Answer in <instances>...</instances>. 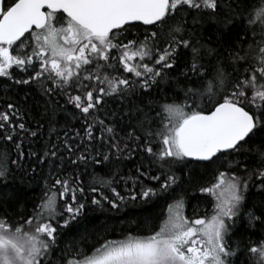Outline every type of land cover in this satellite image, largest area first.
Masks as SVG:
<instances>
[{
	"label": "snow or ice",
	"instance_id": "snow-or-ice-1",
	"mask_svg": "<svg viewBox=\"0 0 264 264\" xmlns=\"http://www.w3.org/2000/svg\"><path fill=\"white\" fill-rule=\"evenodd\" d=\"M185 8L208 15L230 31H243L264 21V6L255 7L252 0H229L227 6L223 0H0V77L12 78L14 66L24 72L31 69L28 79L15 82L36 83L52 93L54 89L46 87L51 82L68 95V102L84 121V136L76 133L81 144L74 149L64 141L66 151L76 155L71 163L91 160L104 166L125 152L137 154L139 148L159 164L158 175L137 168L138 175L124 181L132 180L133 194L128 197L113 186L118 183L114 174L110 178L94 176L89 191L96 196L91 204L103 207L107 202L118 209L126 199L136 200L137 196L147 201L170 195L179 177L165 166L174 162L215 164L222 156L235 153L256 163L251 170L246 168L245 176L219 172L214 184L200 189L215 198L210 217L190 220L183 214L181 196L167 205L166 218L158 230L107 240L90 255L76 253L65 264H235L239 250L226 242L232 226L229 221L243 210L250 222L264 223V204L252 205L249 210L246 203L253 177L264 190V32L260 42L247 49L233 46L227 60H220L217 53L213 64L209 57L216 50L194 41L184 18ZM140 25L156 30L141 33L143 39L124 35H131ZM181 49L191 53L184 78L198 86L185 89L183 103H138L137 89L147 94L176 66ZM121 70L138 79L109 75V71ZM69 88L79 94H69ZM114 96L127 101L125 115L131 131L121 139H117L115 121L105 123L98 116L107 102L105 97ZM193 97H207L210 107L190 106L187 100ZM7 108L15 109V105L9 103ZM14 116L15 112H0V130L10 126L0 138L15 143L13 133L18 139V130L38 135L25 123H13ZM97 125L99 137L94 136ZM258 138L257 146L254 142ZM97 141L102 146L106 142L108 151H98L94 147ZM250 144L251 148L246 147ZM90 146L96 155L88 151ZM15 147L20 144L15 143ZM58 152L53 146L44 156L62 159ZM22 155L13 160L6 150L0 151V182L12 175L11 165H18ZM141 178L159 182V187L145 186ZM78 193L84 197L85 187L78 176L56 178L24 222L29 231L0 219V264H45L56 242V217L67 214L63 227H68L84 212L86 204L78 199ZM248 252L249 264H264V242Z\"/></svg>",
	"mask_w": 264,
	"mask_h": 264
},
{
	"label": "trees",
	"instance_id": "trees-1",
	"mask_svg": "<svg viewBox=\"0 0 264 264\" xmlns=\"http://www.w3.org/2000/svg\"><path fill=\"white\" fill-rule=\"evenodd\" d=\"M11 2L12 0H8V3ZM223 3L227 6L229 0H223ZM252 4L255 7H261L264 6V0H252ZM183 14L194 41H199L200 44L216 50L213 56L209 57L213 64L216 62L217 53L220 60H227V52L233 46L247 49L250 44L259 43L261 33L264 32V21L254 22L251 28L246 26L243 31L239 29L230 31L217 20L197 13L194 9L185 8ZM155 30L151 26L140 25L131 30V35L128 33L124 35L129 38L143 39L141 33ZM180 51L182 56L176 66L166 71L164 78L158 79V83L147 90V94L137 89L140 95L138 103L143 105L151 101L163 104L171 103L173 100L183 103L186 99L185 89L198 86L195 82L186 81L183 75L191 59L190 50L181 49ZM10 71L12 78L0 77V112L8 111L10 114L15 112L13 123H25L26 128L37 131L38 135L32 137L30 132L18 130L19 138L17 139L16 133H13L15 143L20 144L19 148L15 147V143L0 138V151L6 150L11 159L15 160L19 153H23L19 157V164L11 165L12 175L6 182H0V219H7L14 225L28 228L24 222L33 214L45 189L50 187L56 178L78 176L82 186L85 187L83 198L78 193V199H83L86 204L83 214L68 227H63V219L67 218V214L64 218L56 217L53 225L57 227L56 242L52 246L53 259L50 260V264H65L66 260L76 256V253L90 255L95 248L107 240H120L129 234H151L158 230L160 223L166 218L167 205L181 196L184 199L183 211L190 220L209 216L214 210L215 198L201 192L200 189L214 184L219 172H233L237 176H245L246 168L251 170L256 166L255 161L250 157L235 153L222 156L215 164L174 162L170 166H165L170 167L171 172L179 177L178 184L170 190V195L152 197L147 201L137 196L136 200L126 199L118 209L112 208L107 202H104L103 207H98L90 202L93 196H96L89 191V185L94 176L110 178L114 174L118 183L113 186L121 195L128 197L133 194L132 180H128L127 184L124 181L128 177H136L137 168L141 171L150 169L152 175H158L160 174L159 164L139 148H137V154L129 155L125 152L118 160L114 159L104 166L94 165L91 160L87 164L81 162L72 164L71 161L76 159V155L66 151L64 141L67 140L74 149L81 144L80 137L84 136V121L79 110L68 102V95L63 90L56 89L54 83L46 84V87L54 89L52 93H46L36 83L25 85L15 82L28 79L32 74L31 69L24 72L14 66ZM109 75H121L131 80L138 79L122 70L109 71ZM68 93L74 95L79 94V91L69 88ZM105 100L107 102L98 113L99 119L104 120L105 123L115 121L119 133L117 139H121L125 136V132L131 131L127 127L125 115L127 101L118 96L105 97ZM9 103L14 104L15 109H8ZM187 103L192 107L198 103L205 110L210 107L207 97H193L188 99ZM156 111L159 109L157 108ZM9 127L6 125L5 129L0 130V135L6 133ZM99 129L100 126L97 125L94 136H100ZM77 132L80 133V137H77ZM254 143L258 146L259 138ZM53 146L59 149L58 156L62 159L44 156L46 151L53 149ZM252 146L250 144L246 147ZM94 147L100 152L108 151L106 142L102 146V143L97 141ZM133 147L136 148V145ZM80 150L83 151V145ZM88 151L91 155H96L91 146ZM141 179L145 186L159 187V182L149 181L147 178ZM139 190L138 184L135 191L139 192ZM105 194L110 195L107 191ZM246 203L249 210L252 205L259 207L264 204V190L261 189L256 177L249 182ZM229 223L232 226L226 242L233 249L239 250L235 257V264H249L246 258L250 255L248 249L264 242V223L250 222L247 212L243 210L239 217Z\"/></svg>",
	"mask_w": 264,
	"mask_h": 264
},
{
	"label": "rangeland",
	"instance_id": "rangeland-1",
	"mask_svg": "<svg viewBox=\"0 0 264 264\" xmlns=\"http://www.w3.org/2000/svg\"><path fill=\"white\" fill-rule=\"evenodd\" d=\"M213 212H214V210H212L211 214H213ZM183 214L185 215L184 211H183ZM211 214L208 217H210ZM23 228H24L25 231H29L30 230L27 227H23ZM51 259H53V250L52 249H51V251H50V253H49L48 257H47V260H46L45 264H50L49 262H50Z\"/></svg>",
	"mask_w": 264,
	"mask_h": 264
},
{
	"label": "water",
	"instance_id": "water-1",
	"mask_svg": "<svg viewBox=\"0 0 264 264\" xmlns=\"http://www.w3.org/2000/svg\"><path fill=\"white\" fill-rule=\"evenodd\" d=\"M27 35V34H26Z\"/></svg>",
	"mask_w": 264,
	"mask_h": 264
}]
</instances>
